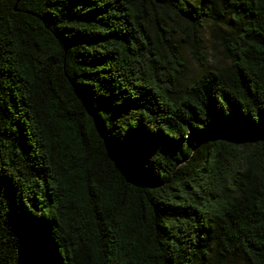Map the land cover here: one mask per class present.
I'll return each instance as SVG.
<instances>
[{"label": "trees", "instance_id": "16d2710c", "mask_svg": "<svg viewBox=\"0 0 264 264\" xmlns=\"http://www.w3.org/2000/svg\"><path fill=\"white\" fill-rule=\"evenodd\" d=\"M0 264H264V0H0Z\"/></svg>", "mask_w": 264, "mask_h": 264}]
</instances>
